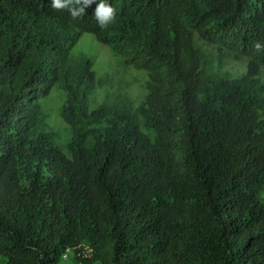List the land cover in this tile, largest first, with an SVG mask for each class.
<instances>
[{
	"label": "trees",
	"instance_id": "16d2710c",
	"mask_svg": "<svg viewBox=\"0 0 264 264\" xmlns=\"http://www.w3.org/2000/svg\"><path fill=\"white\" fill-rule=\"evenodd\" d=\"M107 2L102 27L99 0H0V264L70 248L86 264H264V0ZM86 33L148 74L140 106L119 92L92 108ZM54 87L63 147L40 103Z\"/></svg>",
	"mask_w": 264,
	"mask_h": 264
},
{
	"label": "rangeland",
	"instance_id": "374dc122",
	"mask_svg": "<svg viewBox=\"0 0 264 264\" xmlns=\"http://www.w3.org/2000/svg\"><path fill=\"white\" fill-rule=\"evenodd\" d=\"M213 54H218L214 47L208 48ZM75 55H86L93 64L97 77L104 83L97 89L91 99L92 108L100 106L104 101L116 93L126 94L136 107L140 106L148 95V74L145 71L128 67L124 61L116 56L106 45L97 41L92 34H84L73 49ZM247 59H238L229 54L224 62L223 71L230 77L238 78L247 71ZM264 82V71H262ZM67 96L59 88L54 87L50 94L41 100L44 126L57 136V143L65 146L69 142V126L61 117ZM62 257L61 264H86L83 258H89L87 251H77L70 248ZM63 255V256H64ZM100 264V263H93Z\"/></svg>",
	"mask_w": 264,
	"mask_h": 264
},
{
	"label": "clouds",
	"instance_id": "9594fccd",
	"mask_svg": "<svg viewBox=\"0 0 264 264\" xmlns=\"http://www.w3.org/2000/svg\"><path fill=\"white\" fill-rule=\"evenodd\" d=\"M93 0H90V3ZM80 0H52V6L56 9H61L63 7H68L69 5L76 4L78 5ZM90 5V4H89ZM69 11L72 13L73 18L77 15L82 14L84 9L83 8H69ZM95 17L98 23L102 27H106L108 23H110L115 17V9L107 2V0H99V4L95 10ZM257 49L261 47L260 44H256L255 46Z\"/></svg>",
	"mask_w": 264,
	"mask_h": 264
},
{
	"label": "built area",
	"instance_id": "2783aa9c",
	"mask_svg": "<svg viewBox=\"0 0 264 264\" xmlns=\"http://www.w3.org/2000/svg\"><path fill=\"white\" fill-rule=\"evenodd\" d=\"M63 258H66V255H64Z\"/></svg>",
	"mask_w": 264,
	"mask_h": 264
}]
</instances>
